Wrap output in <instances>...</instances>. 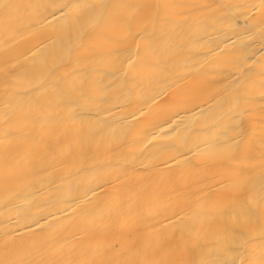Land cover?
Listing matches in <instances>:
<instances>
[{
	"label": "bare ground",
	"instance_id": "6f19581e",
	"mask_svg": "<svg viewBox=\"0 0 264 264\" xmlns=\"http://www.w3.org/2000/svg\"><path fill=\"white\" fill-rule=\"evenodd\" d=\"M0 264H264V0H0Z\"/></svg>",
	"mask_w": 264,
	"mask_h": 264
}]
</instances>
